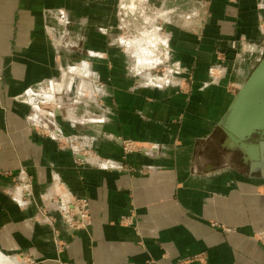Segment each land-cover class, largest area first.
Masks as SVG:
<instances>
[{"label":"crops","instance_id":"obj_1","mask_svg":"<svg viewBox=\"0 0 264 264\" xmlns=\"http://www.w3.org/2000/svg\"><path fill=\"white\" fill-rule=\"evenodd\" d=\"M154 3L168 18L167 47L155 48L175 64L166 77L131 66L112 0H0L1 252L37 264H264V130L232 138L223 124L264 56V0ZM170 74L188 83L164 84ZM48 100L63 134L88 135L108 165H78L37 130ZM123 139L139 149L125 155ZM58 189L88 200L86 228L68 227Z\"/></svg>","mask_w":264,"mask_h":264},{"label":"rangeland","instance_id":"obj_2","mask_svg":"<svg viewBox=\"0 0 264 264\" xmlns=\"http://www.w3.org/2000/svg\"><path fill=\"white\" fill-rule=\"evenodd\" d=\"M96 1L99 2L101 0H96ZM112 1L114 3L113 20L115 26L117 27L116 31H113V35L115 39L121 40L122 44H124L128 49H130L131 52L129 53L131 59V66L133 68H137V70L140 71L144 70L143 73L148 72L151 69L153 74H157L159 72V75H162L163 77H166L170 71L171 72L174 71L175 69L173 68V66L175 64H173L171 60L166 61V56L163 55V53L161 52L159 53L158 50L155 51L156 47L157 48L159 46L164 47L167 45L166 42L167 37L163 35L165 27L162 25H165V20L168 19L167 17L164 16V12L162 11V9L158 7L156 3H154L155 0H112ZM210 1L211 0H205V2L207 3H209ZM194 4L197 3L194 2ZM195 11L199 12V9L198 8L193 9V13ZM166 47L164 48L165 51L167 50ZM138 52H140V54H142L143 57L145 58L149 57L150 62H148L147 64L146 62L142 63L141 61H139ZM221 60L222 62L226 61L225 55L221 57ZM154 66H156V68H153ZM77 69L74 68L71 71H75V70L77 71ZM223 71H224L223 68L220 66L216 68V73L218 74L222 73V77H223V73H225ZM172 73L176 74L175 72ZM174 74H170L168 76V80L164 81V84L166 83L174 84L175 81L180 83L181 85H184L185 82L188 83V81H184L181 79L174 80L173 78ZM90 82L91 81H86L83 82V84L84 86H87L86 88H88V86L93 87V85H91ZM217 83H219L218 80ZM53 85L54 83H52L51 86ZM52 102L53 101L48 100L47 102L44 103V106H46L47 109L48 108L53 109L54 106L57 107V104ZM82 136L88 137V135H84V134ZM92 146L94 148L93 144ZM104 158L105 157H103V159ZM57 186L59 187V184ZM60 190L57 191V193L64 194L65 196H68L70 194L68 191L63 192L62 190L61 191ZM0 253L3 254L5 257H7L8 260L13 262L14 264H18L16 260L17 257L12 258L1 251Z\"/></svg>","mask_w":264,"mask_h":264},{"label":"built area","instance_id":"obj_3","mask_svg":"<svg viewBox=\"0 0 264 264\" xmlns=\"http://www.w3.org/2000/svg\"><path fill=\"white\" fill-rule=\"evenodd\" d=\"M44 111L45 113L43 114V119L45 118V120L43 122H46V125L43 127L42 125L38 126L37 130L46 136L54 138L61 147H67L76 155H79L75 158L76 164L85 165L90 163L100 166L109 164L103 159V157L96 153L92 146L93 143L89 137H85L80 134L64 135L61 124L56 120L57 112H55L54 109L52 112L48 110ZM122 145L125 155L139 149L137 142L131 139H123ZM118 166L122 168L125 167L122 163ZM53 201L56 203L59 212L62 214V217L69 228L73 230L86 228L87 221L90 219L89 205L86 198H79L72 194H69L68 196L59 194L58 197L57 194V197L53 198ZM17 263L37 264L34 259L30 257H23L22 261L19 262L18 260Z\"/></svg>","mask_w":264,"mask_h":264},{"label":"water","instance_id":"obj_4","mask_svg":"<svg viewBox=\"0 0 264 264\" xmlns=\"http://www.w3.org/2000/svg\"><path fill=\"white\" fill-rule=\"evenodd\" d=\"M232 109L230 137L243 138L255 130H264V56L242 87ZM242 121L244 126L239 127Z\"/></svg>","mask_w":264,"mask_h":264},{"label":"bare ground","instance_id":"obj_5","mask_svg":"<svg viewBox=\"0 0 264 264\" xmlns=\"http://www.w3.org/2000/svg\"><path fill=\"white\" fill-rule=\"evenodd\" d=\"M264 54V53H263ZM238 98V94L234 97L230 107H229V111L227 113V116L224 118V121H223V124L226 126V128L228 129V131L231 130V111L233 110V105H234V102L236 101V99ZM245 136H243L244 138ZM231 142H234L236 140L234 139H230ZM228 142V141H227ZM233 144V143H231ZM243 146H245V143H243ZM0 264H14L13 262H11L10 260H8L7 257H5L4 255H1L0 254Z\"/></svg>","mask_w":264,"mask_h":264}]
</instances>
